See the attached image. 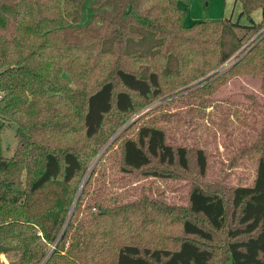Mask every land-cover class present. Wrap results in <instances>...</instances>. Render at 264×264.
<instances>
[{
	"label": "trees",
	"instance_id": "16d2710c",
	"mask_svg": "<svg viewBox=\"0 0 264 264\" xmlns=\"http://www.w3.org/2000/svg\"><path fill=\"white\" fill-rule=\"evenodd\" d=\"M85 1L0 0V136L13 124L16 140L9 158L0 145V255L7 264H213L222 255L225 264H264V121L258 145L242 152L257 154L251 182L226 189L197 181L208 168L201 149L193 174L188 150L168 144L179 123L170 117L139 125L118 158L100 150L104 130L133 111V97L161 100L184 88L186 99L205 97L240 74L260 77L264 92V32L216 71L241 46L231 30L253 36L263 25L184 27L177 0H93L78 26ZM234 1L248 21L261 10L264 24V0ZM171 167L193 178L179 218L146 195L122 202L107 192L134 174L178 178ZM227 213L234 227L220 242Z\"/></svg>",
	"mask_w": 264,
	"mask_h": 264
},
{
	"label": "rangeland",
	"instance_id": "374dc122",
	"mask_svg": "<svg viewBox=\"0 0 264 264\" xmlns=\"http://www.w3.org/2000/svg\"><path fill=\"white\" fill-rule=\"evenodd\" d=\"M92 1L86 0L82 4V17L78 26H83L88 22L89 4ZM176 7L184 15V27L208 21H227L226 23H238L239 25H248L252 22L260 24L259 26L263 25L253 36L250 32L245 33L236 29L229 32L240 40L241 46L233 57L216 70L220 73L226 71L234 63L235 56L237 57L240 53H243V56L259 34L264 32L261 10L250 14L248 21L244 16H239L240 5L234 0H177ZM260 82L258 76L240 74L232 77L225 85L205 97L194 96L186 99L184 97L187 94L186 91L181 92L185 88L164 91L165 95L161 97V100L146 101L133 97V111L122 117L115 126L112 125L104 130L101 141L103 145L100 150L109 146L114 152L118 151V158L121 141L133 138L139 125L152 126L159 119L170 117L168 124L174 121H179V123L177 129L170 127V130L166 132L167 142L172 147L182 146L188 150L191 173L195 172L194 152L201 149L206 156L208 167L206 176L197 179L198 182L206 185L205 189L211 191L218 184L224 186L223 189L233 185L249 184L253 178L257 154L255 150L248 152L247 155H242V152L246 148H255L258 145L255 143L256 134L264 121V92L260 90ZM262 83L264 86V81ZM191 87L193 84L187 88ZM173 100L177 102H172ZM157 107L160 109L153 111ZM212 107L214 108L211 110ZM14 130L15 126L7 123L1 132V154L4 158H9L15 148ZM96 158L97 156L93 158L81 178L77 194ZM169 171L173 172V178H178H142L134 174L132 180L127 178L121 188H117L120 184L115 182L113 188L108 186L107 192L119 195L122 202H132V199L140 194L146 195L153 202L176 209L179 214L175 215V218L177 216L179 218L184 215V210L187 208L186 195L193 178L175 167L169 168ZM121 190L125 194L124 197ZM223 226V231L217 235L220 242L224 240V231L234 227V219L229 216V213H227ZM171 234L177 235V231L172 230ZM223 261L222 255L221 259L213 264H225ZM0 264H7V259L2 255H0Z\"/></svg>",
	"mask_w": 264,
	"mask_h": 264
}]
</instances>
